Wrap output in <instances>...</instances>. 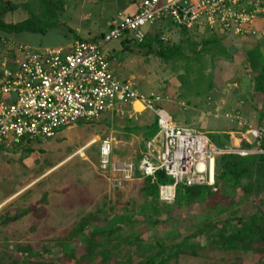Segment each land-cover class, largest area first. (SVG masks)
Returning <instances> with one entry per match:
<instances>
[{"label":"rangeland","instance_id":"obj_1","mask_svg":"<svg viewBox=\"0 0 264 264\" xmlns=\"http://www.w3.org/2000/svg\"><path fill=\"white\" fill-rule=\"evenodd\" d=\"M10 1L17 6L0 16L4 22L33 15L42 31H0V62L17 43L54 48L66 47L77 38L96 39L106 29V22L130 0ZM154 31L163 48L181 43L182 57L157 54L159 45L153 40L148 50L133 40L124 48L119 39H113L102 48L107 55L117 54L115 60L109 58L117 78L132 75L140 92L159 93L162 107L174 118L204 132L235 129L222 116L206 114L218 102L224 109L237 107L258 125L255 99L250 97L253 68L247 64L245 52L257 43L264 58V37L208 31L182 34L169 23H157L148 33ZM209 35L216 37L222 48L208 44L201 49V40ZM193 49L200 51L197 56ZM121 61L128 72L117 71L115 64ZM146 114L142 111L126 117L104 112L94 120L60 128L46 140L29 139L0 153V264H140L156 249L170 253L171 244L188 237L204 221L224 217L230 209L243 215L256 210L255 198L237 190L227 194L230 205L203 198L181 207L158 201L154 212L140 208L148 200L139 191L142 179L113 187L109 176L98 168V141L112 138L113 159H136L144 140L134 127L152 121ZM233 135L229 147L241 138ZM261 195L264 197V190ZM18 213L15 220H6ZM118 216L122 220L107 232L110 220ZM83 220L85 227L79 230ZM91 227L99 233L90 238L96 244L88 254L83 236ZM204 235L190 237L193 253L190 247H183L161 264H261L252 251L218 248L207 244Z\"/></svg>","mask_w":264,"mask_h":264},{"label":"built area","instance_id":"obj_2","mask_svg":"<svg viewBox=\"0 0 264 264\" xmlns=\"http://www.w3.org/2000/svg\"><path fill=\"white\" fill-rule=\"evenodd\" d=\"M130 13L117 11L96 39H74L66 47L33 48L17 43L0 63V153L26 139L46 140L56 130L78 121L96 119L104 112L131 117L148 111L155 133L143 141L139 156L119 161L112 157V138L98 141V168L113 187L157 171L171 179L157 184V201L171 203L177 185H207L216 189L215 158L221 153L240 156L263 152L262 128L237 108L220 102L206 114L233 123L236 144L218 148L206 132L174 118L161 105L159 93H142L132 77L119 79L103 50L105 42L119 39L140 43L157 23H169L191 32H216L241 37H264V0H132ZM137 102L141 109H135ZM125 107H127L125 109ZM244 140L250 146H241Z\"/></svg>","mask_w":264,"mask_h":264},{"label":"trees","instance_id":"obj_3","mask_svg":"<svg viewBox=\"0 0 264 264\" xmlns=\"http://www.w3.org/2000/svg\"><path fill=\"white\" fill-rule=\"evenodd\" d=\"M17 4L11 3L10 0H0V16L7 11L16 7ZM0 31L4 32H37L42 31L37 26L35 16L29 15L24 19L16 22H4L0 18ZM180 33L186 34L188 31L182 27L179 28ZM149 32V31H148ZM146 33L144 39L140 43H136L140 48H150L151 41L159 45L156 53L164 55L165 52L169 56L182 57L181 43L172 45L171 47L163 48L161 46L160 39H158L157 31H154L152 35ZM102 33L99 34V36ZM98 36V37H99ZM95 39V38H92ZM124 48L128 43V40L123 39L120 41ZM190 44H193L190 42ZM208 44H216L222 48L218 39L214 36H207L201 40V49H205ZM223 51V49H222ZM194 56H197L200 51L192 50ZM246 62L252 67L253 74L251 75V91L250 97L255 99V109L258 111L257 126L262 128V134L259 139V147L263 152L255 154H249L240 156L235 153H221L215 158L214 167V179L216 189L213 191L207 185H195L189 187L176 186L175 197L172 201L175 207L189 206L195 204V202L201 200H211L216 204H228L230 205V196L228 192L239 190V192L248 198H255L256 210L249 214H236L235 209H230L228 214L224 217L217 218L214 220H207L195 227L188 237L187 235L179 240L177 243L171 244L169 247L172 248L170 253L163 252V248L156 249L150 255H148L140 264H161L167 260L169 254L176 255L182 250L183 247H190L193 253L194 249L189 242L190 237L196 238L200 234L204 233L207 244L214 245L218 248L225 250H241V251H252L258 256V261L264 264V197L261 195L264 190V58L259 49L257 43L248 48L245 52ZM256 67V69H255ZM78 121L76 123H80ZM136 130H140L143 140L151 137L157 127L155 121L152 119L151 122L144 125L134 127ZM208 138L218 147L225 148L230 142L229 134L226 131L215 130L213 132H206ZM28 139L24 143H26ZM242 146H250L247 143H242ZM171 179L165 176L162 172L157 171L154 175V180L151 182L149 178H143L142 184L139 188L140 193L146 197L147 205H140V208H151L154 212L157 211V184L168 183ZM221 211V210H220ZM25 210L20 213L23 214ZM153 212V213H154ZM20 213L13 214L6 218V220H15L20 216ZM122 216L114 217L110 220L107 225V232L117 226V223L122 220ZM85 222L80 223L79 230L84 229ZM98 229L91 227L87 230L86 235L83 236L86 242V252L90 254L91 248L94 247L96 242L91 241ZM195 243V242H194ZM160 250V251H159ZM162 253L161 259L158 261L157 256ZM101 261H104L101 258ZM159 262V263H158ZM37 264H43L38 262Z\"/></svg>","mask_w":264,"mask_h":264},{"label":"crops","instance_id":"obj_4","mask_svg":"<svg viewBox=\"0 0 264 264\" xmlns=\"http://www.w3.org/2000/svg\"><path fill=\"white\" fill-rule=\"evenodd\" d=\"M134 10V3L130 0V1H128V3H126V4H124V6H123V10H117V11H122L123 13H130V12H132ZM116 11V12H117ZM110 20V19H109ZM109 20H108V22H109ZM108 22H106V27H107V25H108ZM121 43V42H120ZM5 54H6V52H5ZM8 57V55H4L3 54V56H2V60L3 59H5V58H7ZM111 57V59H113V60H115L116 59V57H117V54L116 53H111L110 55H109V58ZM109 60V61H112V60ZM1 63V62H0ZM116 69H117V71L119 72V73H126V72H128L129 70H128V68H127V66H126V64H124V62H116ZM111 71H112V69H111ZM113 73V72H112ZM114 74V73H113ZM115 76V75H114ZM116 77V76H115ZM129 77H132L133 79H134V77L132 76V75H129V76H127V77H125V78H129ZM119 79H124V78H119ZM133 106L135 107V109H141V107L139 106V104H134L133 103ZM223 107V106H222ZM237 108V107H236ZM224 109V108H223ZM238 109V108H237ZM144 111H146V110H143V112ZM148 112V111H147ZM142 113V111L141 112H139L138 114L140 115ZM242 113V112H241ZM147 116L148 115H151L149 112H148V114H146ZM145 115V116H146ZM243 115V114H242ZM183 122V121H182ZM185 123V122H184ZM232 130L233 129H227V130H225V129H219V131H226L228 134H229V137H230V132H232ZM231 138V137H230ZM230 142H232V141H230ZM234 144H236V143H232V145H234Z\"/></svg>","mask_w":264,"mask_h":264},{"label":"bare ground","instance_id":"obj_5","mask_svg":"<svg viewBox=\"0 0 264 264\" xmlns=\"http://www.w3.org/2000/svg\"><path fill=\"white\" fill-rule=\"evenodd\" d=\"M134 104H138V103H137V102H134ZM139 106H140V105H139ZM140 107H141V106H140ZM134 108H135V107H134ZM91 142H92V141H91ZM91 142H90V143H91Z\"/></svg>","mask_w":264,"mask_h":264}]
</instances>
